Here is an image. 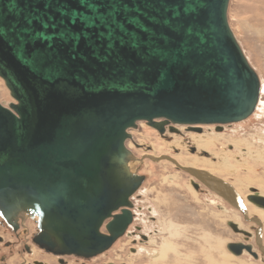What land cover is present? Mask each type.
<instances>
[{
    "label": "water",
    "instance_id": "water-1",
    "mask_svg": "<svg viewBox=\"0 0 264 264\" xmlns=\"http://www.w3.org/2000/svg\"><path fill=\"white\" fill-rule=\"evenodd\" d=\"M227 5L0 0V77L13 98L0 101V214L37 215L58 250L86 256L110 246L132 220L128 196L141 181L124 144L138 120L199 130L256 106L259 75ZM250 191L264 208V195ZM226 247L256 255L240 241Z\"/></svg>",
    "mask_w": 264,
    "mask_h": 264
},
{
    "label": "rangeland",
    "instance_id": "rangeland-1",
    "mask_svg": "<svg viewBox=\"0 0 264 264\" xmlns=\"http://www.w3.org/2000/svg\"><path fill=\"white\" fill-rule=\"evenodd\" d=\"M227 17L248 62L260 76L259 98L249 116L240 121L225 123L221 132L215 133L212 126L210 128L204 124L205 133L190 135L210 140L208 144L210 143V149L213 148L212 156L226 155L227 163L225 166H218L216 173L228 178L222 177L224 181H234V183L230 181V184L246 202L244 194L248 192L250 186L260 190V194L264 195V171L259 170L264 166V0H228ZM0 101L3 104L13 101L1 77ZM143 121L137 122L138 128L129 129L132 139L126 140V143L132 150L129 163H134L139 158L137 171L145 176L137 191L139 197L136 194L133 197L138 198V205L141 207L139 210L142 211L138 219L142 221V231L147 234L148 239L140 243L137 252L132 256L126 253L129 244L127 239H122L113 245L116 250L111 251V255L106 258H114L116 252L121 253L122 257L126 254L127 264H260V259L254 260L251 255L250 258L245 254L234 255L226 248L227 241L242 238L226 225L229 217L230 220L234 218V215H229L231 207L212 192H208L207 196L198 193L189 183L190 176L163 155L173 156L180 166H192L179 160L185 157L186 160L208 171L210 164L220 162L222 159L213 161L212 157H206L209 160L208 165H200L187 157V154L197 155L198 152L190 153L186 146L183 147L180 142L183 139L178 133L172 132L169 139L159 138L156 130ZM179 129L183 130L181 127ZM209 130L212 133H209ZM227 143H232L236 148L229 149ZM243 146L246 148L244 156L241 155ZM144 153H149L155 161L145 157ZM236 154L241 155L239 159L235 158ZM199 155L200 153L197 157L201 158ZM160 158L162 160L156 161ZM234 168L236 171L231 170ZM223 170H228L229 173L224 174ZM235 182L242 184H239V187ZM206 197L210 198V202L205 200ZM246 203H249L250 215L260 217L257 212L251 213L252 204L248 201ZM219 204L223 205L222 210ZM147 206L150 207L149 210ZM253 209L264 211V208L257 206ZM138 219L135 223H140ZM239 219L233 220L238 223L241 221ZM239 223L245 229L250 228L249 223L244 221ZM1 230L0 227V232ZM103 261L104 259H100L95 264H101Z\"/></svg>",
    "mask_w": 264,
    "mask_h": 264
},
{
    "label": "flooded vegetation",
    "instance_id": "flooded-vegetation-1",
    "mask_svg": "<svg viewBox=\"0 0 264 264\" xmlns=\"http://www.w3.org/2000/svg\"><path fill=\"white\" fill-rule=\"evenodd\" d=\"M138 121H141V120H138ZM154 121H155V124L153 125H156L157 127L156 129L158 130L157 131L155 129L156 134L158 133L157 137L169 139L171 137V134L176 132L183 139V141L180 140V142L182 143V146L183 147L186 146V149L189 150L190 153L198 152L200 153L199 156H201V158L202 157L204 158L212 157L213 161H218L219 159H221V157L218 155L212 156V154L208 153L206 149H203V148L197 149L195 144L193 143V139L190 134L191 133H200V134L205 133L203 132V125L199 126L200 128L199 130H193L190 128V125L183 124V125L176 126V125H173L167 122L164 118H155ZM146 124L148 126L152 125V124H148V122ZM205 125L210 126V128L212 126L213 132L216 133V132L222 131L224 124H220V125L205 124ZM138 126L136 125L134 128H130V129H136L138 128ZM180 127L183 129L182 131L179 129ZM209 131H210L209 133H212L211 130ZM130 138H131V133L129 132V136L125 139V141L126 140L129 141L128 139ZM124 144L126 148L128 149L127 150L128 153L132 155V150L129 148L127 143L124 142ZM226 146L229 149L236 148L232 145V143H227ZM222 147L223 145H221V148ZM244 148L245 147L243 146L241 149L242 156L246 154V151H245L246 148L245 149ZM144 155H146L145 157L149 158L151 161H155L154 157H152L149 153H144ZM190 155H195V154H190ZM241 155L236 154L235 158L238 157L239 159ZM163 157H166L167 159L173 161V163L176 164V167L178 166V169L184 171L190 176L189 183L198 193L206 194L205 196L208 195V192L214 193L218 197V199H221L225 204L231 207L229 209L231 214L229 215L237 214L239 216L238 218H240L239 220H241L239 222L244 221L246 223H249L250 228L245 229L244 226H241L239 222L237 223L233 219L230 220L228 218V220L226 221L227 227H229L235 233L240 234L242 237L239 240H231V241H240L245 244H250L251 250L254 251L256 255L255 256L252 255L249 251L245 249L242 250L241 254L248 255L250 258L252 256L254 260L260 259V262H261L260 264H264L263 221L260 217L254 214L250 215V213H248L249 206L246 203L247 201L250 202L246 198V194L248 193L245 194V199L247 200L245 202L244 200L241 199V197H239L237 192L234 190L232 184H230L231 180L224 181L222 179V177L224 176L217 174L216 170L212 169L211 171L212 173H211L209 172L210 170L208 171L204 169V167H199L196 165L180 166L175 161L173 156L163 155ZM160 160L162 159L160 158L159 160H156V161H160ZM139 163H140V159L138 158L137 160H135L134 164L131 166V168L134 169V172L141 175V181L138 184L137 188L128 196V200L131 202V206H129V209L132 212V220L126 226L123 233L120 235L121 237L118 236L119 238L117 237V239L114 240L110 244V246H108L106 249L98 253L86 255V256L76 254L73 252H65L62 250H58L54 248L53 246L49 245V243L44 239V233L38 227V216L37 215L35 214L30 215L29 212H27L23 217H18L16 218V220H14V217L12 216V214H8L7 218L0 214V227L2 228L0 232V264H95L100 259H104V261L101 264H127V260L125 259L126 254L125 256L122 257L121 253L115 252L114 258H106V257L111 255L112 253L111 251L116 250V248H114L113 245L117 244L122 239H127V242L129 243L126 249L127 250L126 253L129 256H132V254H135L137 252V247L140 245V243H144V241L145 240L147 241L148 239L146 237L147 234L144 231H142L143 223L141 220L138 219V216H140L142 212L141 210H139L141 207L138 205V198L135 199L133 197V194H136V196L139 197V195H137L138 194L137 191L139 187L141 186L144 180V177H145L144 174L138 173L137 171L138 169L137 167ZM213 163L217 164L219 162H213ZM182 167L197 170L199 174H202V178L196 176L195 174H193L192 172L186 169H183ZM262 168L263 169H259V170L264 171V166ZM224 178H227V177H224ZM132 180L133 179L129 180V179L122 178L121 181L123 185H127ZM250 187H253V186H250ZM250 187H248L249 193L251 192ZM209 199L210 198H207V197L205 198L207 202H210ZM251 204L255 205L253 203ZM219 207H221L220 209H222L223 205L219 204ZM147 209L149 210L150 207L147 206ZM119 211H120V207L117 208L113 212H119ZM108 219H106L105 222ZM137 219L139 220L140 223H135ZM228 221H231L236 226V229H233L228 224ZM100 230L106 233V229L104 228V226H101Z\"/></svg>",
    "mask_w": 264,
    "mask_h": 264
},
{
    "label": "bare ground",
    "instance_id": "bare-ground-1",
    "mask_svg": "<svg viewBox=\"0 0 264 264\" xmlns=\"http://www.w3.org/2000/svg\"><path fill=\"white\" fill-rule=\"evenodd\" d=\"M262 22V21H261ZM257 30V29H256ZM257 32H259V31H257ZM257 72V71H256ZM258 74V73H257ZM259 79H260V76H259ZM4 81V80H3ZM260 88H261V81H260ZM9 90V89H8ZM260 93V92H259ZM143 121V120H142ZM146 120H144L143 122L144 123H147V122H145ZM167 122H169V123H171V124H173V125H175V124H182V123H176V122H171V121H168V120H166ZM138 122V121H137ZM140 122V121H139ZM149 124V123H148ZM225 124V123H224ZM136 125H137V123H136ZM183 125V124H182ZM152 128H154V129H156L157 127H156V125H150ZM131 130V129H130ZM130 130H128L129 132H130ZM157 130V129H156ZM158 131V130H157ZM192 137V139H193V143L195 144V146H196V148L197 149H199V148H203V149H206L207 151H208V153H209V150H210V153H213L212 152V149H210L209 147V144H208V142L210 141H206L203 137H201V138H203V139H201V138H198V137H195V136H191ZM205 137H207V136H205ZM216 138V137H215ZM132 139V137L130 138V140ZM124 142H126V141H124ZM208 145V146H207ZM180 147V146H179ZM209 149V150H208ZM197 155H198V153H196ZM218 156H220L219 154H218ZM226 155H224L223 157H221V159L222 160H220V162L219 163H217V164H210L209 165V170L210 171H212V169H214V170H216L217 172H218V170H217V168H218V166H225V164L227 163V160H226V157H225ZM254 156V155H253ZM187 157H189V158H191V159H193V160H195V161H197L200 165H204V164H207L208 162H209V160L207 159V158H199V157H197L196 155H190V154H187ZM179 158V157H178ZM190 159V160H191ZM219 159V158H218ZM179 160L180 161H182L183 162V164H186V165H188V164H190V165H195V163H192V161H188V160H186V158L184 157V158H179ZM212 162V161H211ZM210 162V163H211ZM208 165V164H207ZM131 166V165H130ZM176 166V165H175ZM184 166V165H183ZM205 166V165H204ZM232 167H233V165H231ZM199 167H202V166H199ZM227 168V167H226ZM228 169H230V168H228ZM232 171H236V169L234 168V169H231ZM225 173L224 174H226L227 172L229 173V171L228 170H223ZM222 171V172H223ZM219 173H221V172H219ZM228 175V174H227ZM233 183H234V181H232ZM263 182V181H262ZM235 184L236 185H238L239 187H240V185L239 184H242V183H238V182H235ZM238 186H236V187H238ZM239 190V189H238ZM260 193H261V191L260 190H258ZM247 193H249V191L247 192ZM246 194V193H245ZM244 194V195H245ZM135 194H133V196H134ZM247 195V194H246ZM244 197V196H243ZM247 204H249V203H247ZM253 207H255V205H252V206H250V210H251V213L252 212H257L258 214H259V216L260 217H262V221H263V225H264V211H256L255 209H253L252 210V208ZM222 210V209H221ZM249 213H250V211H249ZM234 215V218H232V219H238L237 218V214H233ZM230 218V217H229ZM20 219V218H19ZM119 237H121V236H119ZM118 237V238H119ZM117 239V238H116ZM115 239V240H116ZM146 241V240H145ZM144 241V242H145ZM166 242V241H165ZM167 244H169V242L167 243ZM226 244V243H225ZM164 245V244H163ZM169 246V245H168ZM168 248V247H167ZM163 249V248H162ZM148 252V251H147ZM158 252V251H157ZM157 255V254H156ZM155 255V256H156ZM237 257V256H236ZM157 259V258H156ZM249 264H253V263H249Z\"/></svg>",
    "mask_w": 264,
    "mask_h": 264
}]
</instances>
